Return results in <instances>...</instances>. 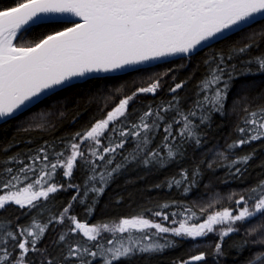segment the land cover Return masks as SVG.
I'll use <instances>...</instances> for the list:
<instances>
[{"label": "snow or ice", "instance_id": "1", "mask_svg": "<svg viewBox=\"0 0 264 264\" xmlns=\"http://www.w3.org/2000/svg\"><path fill=\"white\" fill-rule=\"evenodd\" d=\"M257 15L264 17V0H13L0 6V120L16 118L18 112L23 114L42 97L54 96L58 89L70 87L74 79L92 73L116 72L169 57L190 59L199 49L210 47V42L227 39L228 33L249 26ZM43 25L58 26L49 27L27 46L17 43L34 26ZM260 34L264 35V29ZM255 35L249 34V43H234L227 52L215 51L205 59L207 74L198 83L195 100L187 109L178 91L187 81L175 83L169 88L173 94L170 100L147 106L135 120L130 119V102L139 93L155 94L162 78L130 95L116 89L122 98L106 118L75 132L66 141L62 139L65 146L60 150L54 143L45 142L27 155L28 162L23 153L0 161V212L9 204L29 212L36 210L28 224L18 223L19 217L0 216V264H119L121 259L152 255L175 243H161L159 234L197 241L213 232L219 237L213 253L218 264L219 257L225 255L224 239L240 232L242 224L249 225L245 236L255 237L251 243L259 245L254 258L250 256L245 264H264V180L239 195L230 193L229 199L235 198L236 214L224 208L208 214L203 222L192 223L186 216L176 227H166L144 214L151 211L167 220L163 209L168 204L158 206L159 210L120 217L111 224L82 222L71 212L78 197L85 203L89 193H94L87 207V212H93L115 175L130 164L166 166L183 158L186 145L203 146L206 132L202 129L210 127L214 113H225L231 82L240 75L264 72V54L234 62L249 53ZM246 100L245 96L233 101V110L243 104L245 115L236 128L240 137L227 144L225 151H216L225 161L238 147L264 139V105L250 110ZM33 127L43 125H29L24 130ZM158 135L160 142L153 147ZM130 139L134 147L124 155L120 150ZM118 155L122 156L119 161ZM253 155L235 156L226 167L233 175L241 174ZM78 165L87 172L83 185L72 182ZM58 169H63V176L68 178L66 186L54 180ZM200 174L198 166L191 172L181 168L177 176L169 178L168 186L186 185L184 191L188 192L198 183ZM65 187L75 188L76 194L62 211L54 213L46 202ZM185 212L196 215L190 208ZM45 213L47 219L41 221ZM66 220L70 224L59 235L64 249L53 256L38 245L53 223L65 224ZM69 233H80L84 239L70 241ZM248 243L245 239L232 246L241 252ZM206 255L200 252L178 264L204 262Z\"/></svg>", "mask_w": 264, "mask_h": 264}, {"label": "trees", "instance_id": "2", "mask_svg": "<svg viewBox=\"0 0 264 264\" xmlns=\"http://www.w3.org/2000/svg\"><path fill=\"white\" fill-rule=\"evenodd\" d=\"M12 2L13 0H0V6ZM55 26L58 25L35 26L24 34V38L18 39L17 43L27 46L39 34ZM262 29H264V20L211 45L190 59H179L122 76L92 79L57 92L23 114L0 125V161L16 153H23L25 162H28L27 155L44 145L45 142L54 143L56 150H60L65 146L61 143L62 139L66 141L75 132L83 131L95 121L106 118L107 112L112 110L122 98L121 93L130 95L137 88L148 86L157 78H162V84L155 94L139 93L130 102L129 112L133 113L130 119L135 120L149 105L155 107L170 100L173 94L169 92V88L180 81H187L184 88L178 91L184 98V107L189 108L195 100L198 83L207 74L208 66L204 63L205 59L215 51L227 52L234 43H237V46L249 43L251 33H256L252 37L255 41L253 47L249 49L247 55L240 56L234 62L239 64L243 60L264 54V35L260 34ZM165 72L167 75H162ZM116 89H120L121 93H117ZM245 96L247 97L245 102L250 105V110L264 105V72L240 75L231 82L225 113H214L210 127L202 129L206 132L203 146L186 145L183 158L166 166H145L135 162L130 164L120 174L115 175L103 195L99 197L93 212H87L92 196L95 195L89 193L85 203H80V198H77L71 209L72 214H75L82 222L111 224L113 221L118 222L120 217H130L147 209L159 210L158 206L168 204L169 207L163 209L168 215L167 220L154 216L151 211H144L147 218L162 223L166 227L178 226L186 216L189 223L203 222L208 214L224 208H231L233 214H236L235 198L230 200V193L236 192L239 195L241 190L249 189L264 180V139L238 147L235 153L229 154L228 161L216 155V151H225L227 144L240 137L236 128L245 113L242 111L243 104H237L233 110V101ZM29 125H43V127H33L25 131L24 129ZM162 134L161 129L160 135ZM160 135L153 142V147L160 142ZM133 147L134 144L130 139L124 150L120 151L126 155L127 151ZM5 149L8 150L5 151ZM252 152H254L252 159L246 166H243L245 170H242L241 174H231L226 167L227 163L235 156ZM121 159L122 156L118 155L117 161ZM213 161L215 162L209 168L208 164ZM197 166L201 170L198 183L194 184L188 192L184 191L186 185L168 186L169 178L177 176L181 168H186L191 172ZM237 166L240 167V165ZM86 175L87 172L78 165L74 169L72 182L83 185ZM54 180L65 186L68 183V178L63 176V169L57 170ZM2 191L0 190V194ZM75 194V188L65 187L53 194L54 199L50 198V201L46 203L49 204L52 212L58 214L71 202ZM81 196H83V191H81ZM210 202L211 207H209ZM185 208L192 209L196 215L191 216L185 212ZM201 209L204 211L202 212ZM35 213V209L29 212L27 209H19L18 206L9 204L3 212H0V216L13 219L19 217L18 223L28 224ZM40 219L41 221L46 220L47 213L43 214ZM173 220L177 223L173 224ZM69 224L67 220L65 224L53 223L38 246L47 248L48 253L53 256L58 255L64 249V244L59 242V235ZM239 226L240 232L230 234L224 239L222 247L225 255L219 257L218 264H245L250 256L254 258L259 245L251 243L255 237L245 236L248 224ZM220 227V225L216 226V228ZM151 231L155 232V229ZM104 235L109 236L107 233ZM159 235L161 243L165 240H172L175 243L166 247L162 252L152 255L142 254L132 259H121L119 264H178L179 261L189 260L191 256L200 252L207 254L206 261L193 262V264H217V257L213 254L215 243L219 239L217 233H209L197 241L175 237L170 233ZM68 239L75 241L84 238L80 233L75 236L69 233ZM245 239L249 241L247 247L238 252L237 248L232 245Z\"/></svg>", "mask_w": 264, "mask_h": 264}, {"label": "water", "instance_id": "3", "mask_svg": "<svg viewBox=\"0 0 264 264\" xmlns=\"http://www.w3.org/2000/svg\"><path fill=\"white\" fill-rule=\"evenodd\" d=\"M264 20V17L260 16V15H257L255 16L254 20L250 21L249 22V26H246L244 27L242 30L260 22V21H263ZM27 27V26H25ZM35 27V26H34ZM242 30H236L232 33H228L227 36H231L233 34H236ZM224 40V39H223ZM222 40H219V41H213V42H210L211 45L217 43V42H220ZM209 46H205L201 49H199L193 56H195L196 54L200 53L201 51L205 50L206 48H208ZM179 59H183L181 57H169V58H166V59H162V60H156V61H149V62H146L144 64H138V65H134L132 67H128V68H125L124 70H119V71H116V72H109V73H92L90 75H87L83 78H78V79H74L72 82H71V86L72 85H75V84H80V83H84L88 80H92V79H97V78H105V77H117V76H122V75H126V74H129V73H132V72H135V71H138V70H143V69H147V68H151V67H154V66H157V65H160V64H164V63H168V62H171V61H175V60H179ZM68 87H65L64 89H66ZM63 89H58L56 91L59 92ZM48 97H42L40 101H37L36 103L32 104V105H29L28 109H25L23 110V113L28 111L29 109H31L32 107H34L35 105H37L38 103H40L41 101H43L44 99H46ZM21 115V113H17L16 114V117ZM13 118H9L7 121L11 120ZM3 123H5V121H2L0 120V125H2Z\"/></svg>", "mask_w": 264, "mask_h": 264}, {"label": "rangeland", "instance_id": "4", "mask_svg": "<svg viewBox=\"0 0 264 264\" xmlns=\"http://www.w3.org/2000/svg\"><path fill=\"white\" fill-rule=\"evenodd\" d=\"M242 207V206H241ZM238 211V209H237V207H236V209H235V213ZM213 233H216V232H213Z\"/></svg>", "mask_w": 264, "mask_h": 264}]
</instances>
